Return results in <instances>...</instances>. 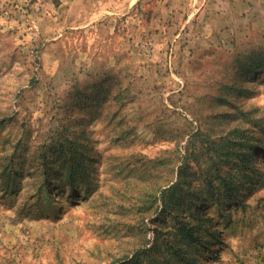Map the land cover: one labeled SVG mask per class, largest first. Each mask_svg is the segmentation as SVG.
<instances>
[{
	"label": "rangeland",
	"instance_id": "rangeland-1",
	"mask_svg": "<svg viewBox=\"0 0 264 264\" xmlns=\"http://www.w3.org/2000/svg\"><path fill=\"white\" fill-rule=\"evenodd\" d=\"M0 264H264V0H0Z\"/></svg>",
	"mask_w": 264,
	"mask_h": 264
},
{
	"label": "trees",
	"instance_id": "trees-1",
	"mask_svg": "<svg viewBox=\"0 0 264 264\" xmlns=\"http://www.w3.org/2000/svg\"><path fill=\"white\" fill-rule=\"evenodd\" d=\"M259 63V60L258 59H256V61H255V64H258ZM261 66L260 65H258L257 67H256V70L258 69V68H260ZM255 68V67H254Z\"/></svg>",
	"mask_w": 264,
	"mask_h": 264
}]
</instances>
